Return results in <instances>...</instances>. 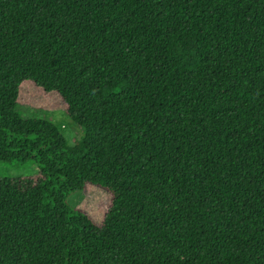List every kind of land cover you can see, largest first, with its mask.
<instances>
[{
    "label": "trees",
    "instance_id": "1",
    "mask_svg": "<svg viewBox=\"0 0 264 264\" xmlns=\"http://www.w3.org/2000/svg\"><path fill=\"white\" fill-rule=\"evenodd\" d=\"M0 162V264H264V0H0Z\"/></svg>",
    "mask_w": 264,
    "mask_h": 264
},
{
    "label": "rangeland",
    "instance_id": "2",
    "mask_svg": "<svg viewBox=\"0 0 264 264\" xmlns=\"http://www.w3.org/2000/svg\"><path fill=\"white\" fill-rule=\"evenodd\" d=\"M31 88H25L20 100V106L17 112L21 119H42L49 120L58 128L67 141L69 146L74 145L77 140L83 136L82 130L75 126L66 116L65 106L59 98L51 96L50 98L34 96L30 97ZM39 168L36 164L26 166H13L0 162V180L35 178L39 175ZM111 196L108 192L94 187L85 186L81 193H74L69 197V204L84 213H86L96 223H101L109 208Z\"/></svg>",
    "mask_w": 264,
    "mask_h": 264
}]
</instances>
